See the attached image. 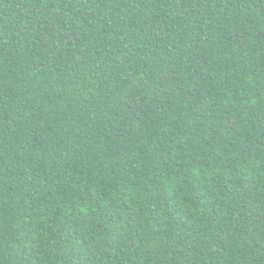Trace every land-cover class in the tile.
Here are the masks:
<instances>
[{"label": "trees", "instance_id": "1", "mask_svg": "<svg viewBox=\"0 0 264 264\" xmlns=\"http://www.w3.org/2000/svg\"><path fill=\"white\" fill-rule=\"evenodd\" d=\"M0 264H264V0H0Z\"/></svg>", "mask_w": 264, "mask_h": 264}]
</instances>
